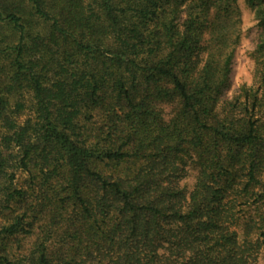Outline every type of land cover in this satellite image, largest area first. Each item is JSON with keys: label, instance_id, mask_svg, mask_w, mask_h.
<instances>
[{"label": "trees", "instance_id": "trees-1", "mask_svg": "<svg viewBox=\"0 0 264 264\" xmlns=\"http://www.w3.org/2000/svg\"><path fill=\"white\" fill-rule=\"evenodd\" d=\"M246 3L258 88L222 102L238 0H0V264H259L264 0Z\"/></svg>", "mask_w": 264, "mask_h": 264}, {"label": "rangeland", "instance_id": "rangeland-1", "mask_svg": "<svg viewBox=\"0 0 264 264\" xmlns=\"http://www.w3.org/2000/svg\"><path fill=\"white\" fill-rule=\"evenodd\" d=\"M238 5L242 13V36L233 60L229 87L221 99L222 102L234 99L244 86L253 87L255 89L258 88V83H256L255 77L257 70L262 67L256 53L262 31L259 26V21L256 19L254 12L247 5L246 0H238ZM22 100L27 106H29L31 95L25 93ZM29 111V107H27V110L21 115V123L30 116ZM1 133L0 129V134ZM195 174V171L191 169L187 178L181 182V187L184 188L187 196H189L194 188L196 182ZM26 178V174L19 172L16 179L17 187L25 185ZM262 243L263 244L257 256L259 264H264V239L262 240Z\"/></svg>", "mask_w": 264, "mask_h": 264}]
</instances>
